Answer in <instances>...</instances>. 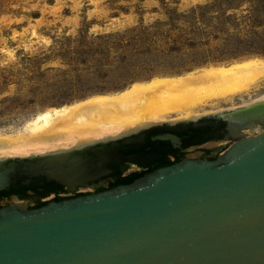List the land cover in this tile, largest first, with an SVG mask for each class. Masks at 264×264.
Listing matches in <instances>:
<instances>
[{
    "label": "water",
    "instance_id": "1",
    "mask_svg": "<svg viewBox=\"0 0 264 264\" xmlns=\"http://www.w3.org/2000/svg\"><path fill=\"white\" fill-rule=\"evenodd\" d=\"M214 113L236 128L214 159L186 158L35 208L0 207V264H264V100ZM255 123L259 131H244ZM66 157L76 159L72 151L0 160V189L15 166L8 161L63 179L47 169Z\"/></svg>",
    "mask_w": 264,
    "mask_h": 264
},
{
    "label": "rangeland",
    "instance_id": "2",
    "mask_svg": "<svg viewBox=\"0 0 264 264\" xmlns=\"http://www.w3.org/2000/svg\"><path fill=\"white\" fill-rule=\"evenodd\" d=\"M250 56L264 58V0H0V131L44 108ZM262 94L264 83L200 115Z\"/></svg>",
    "mask_w": 264,
    "mask_h": 264
},
{
    "label": "bare ground",
    "instance_id": "3",
    "mask_svg": "<svg viewBox=\"0 0 264 264\" xmlns=\"http://www.w3.org/2000/svg\"><path fill=\"white\" fill-rule=\"evenodd\" d=\"M262 83L264 58L259 56L209 65L182 75H157L135 81L119 91L96 93L44 108L15 133L0 131V159L11 155L64 154L143 124L171 116H195L210 105L219 108L222 102L246 97L238 95L256 91ZM256 98L243 106L264 100V94ZM250 128L256 132L261 125L255 123Z\"/></svg>",
    "mask_w": 264,
    "mask_h": 264
},
{
    "label": "flooded vegetation",
    "instance_id": "4",
    "mask_svg": "<svg viewBox=\"0 0 264 264\" xmlns=\"http://www.w3.org/2000/svg\"><path fill=\"white\" fill-rule=\"evenodd\" d=\"M200 114L180 118L182 120H174V117L171 118L173 121L150 122L111 137L116 139L98 140L72 149L70 152L74 151L76 155L74 161L70 163L66 157L64 163H52L47 169L50 173L62 175L63 179L44 173L32 174L24 163L8 161L7 166L13 163L15 166L9 184L0 189V199L5 202L0 207L19 202L35 208L52 200L129 183L161 166L186 158L214 159L219 152L212 155L213 148L232 143L236 139V128H232L220 113ZM236 124L234 122L233 126ZM161 134L167 136L158 137ZM26 199L34 200L35 206H29L24 201Z\"/></svg>",
    "mask_w": 264,
    "mask_h": 264
}]
</instances>
